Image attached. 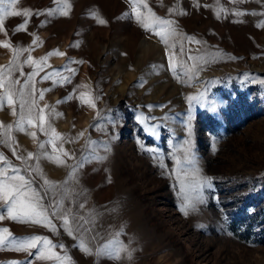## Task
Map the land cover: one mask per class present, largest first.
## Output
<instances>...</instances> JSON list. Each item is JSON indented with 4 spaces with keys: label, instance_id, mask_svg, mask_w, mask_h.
<instances>
[{
    "label": "rangeland",
    "instance_id": "1",
    "mask_svg": "<svg viewBox=\"0 0 264 264\" xmlns=\"http://www.w3.org/2000/svg\"><path fill=\"white\" fill-rule=\"evenodd\" d=\"M136 8L142 19L151 10L172 20L177 35L165 44L144 29L131 0H59V5L56 0H7L8 12L29 10L27 17L0 13V41L31 48L18 56L23 75L12 74L13 80L19 78L17 88L35 70V64L24 63L29 55L39 61L53 50L65 53L49 56L34 77L36 89L47 90L43 100L38 92L36 98L41 107L49 106L46 115L62 114L48 116L62 137L84 136L63 144L57 140V148L69 155L61 156L63 163L41 157L43 178L21 173L26 179L31 175L34 189H42L44 179L52 182L44 204L55 192L61 207L77 217L68 218L72 233L50 211L55 230L11 219L0 220V229H10L18 240L40 235L64 245L54 251L69 257L67 264H264V27L258 26L264 23V0H137ZM26 21V31H15ZM13 55V49L0 46V66H8ZM170 56L178 65L176 75ZM57 69L51 80L42 79ZM60 76H71V82ZM80 93L95 107L84 104ZM201 94L205 100L189 103V96ZM207 102H216L218 110L210 111ZM18 113V103L0 109V132L13 125L16 148L13 153L0 145V153L21 168L16 156L33 153L29 164L35 167L38 146L49 137L38 128L16 130ZM31 131L37 133L35 140ZM186 148L191 165L184 162ZM44 151L52 153L51 144ZM77 161L83 166L72 176ZM197 169L200 177L211 178V187L205 185L201 200L185 215L181 180L191 179ZM78 225L89 229L83 237ZM117 232L127 249L120 259L97 255V247ZM10 249H0V264H54L38 259L36 249Z\"/></svg>",
    "mask_w": 264,
    "mask_h": 264
},
{
    "label": "snow or ice",
    "instance_id": "2",
    "mask_svg": "<svg viewBox=\"0 0 264 264\" xmlns=\"http://www.w3.org/2000/svg\"><path fill=\"white\" fill-rule=\"evenodd\" d=\"M16 0H12V3H15ZM57 4L59 5V0H56ZM133 4V11L134 16L137 22H139L142 27L146 30H151L154 34H158L162 41L165 44L169 43V38L172 36L177 35L174 22L169 19H163L160 17L155 16L149 10L148 17L143 18L141 17V12L136 8L137 0H131ZM142 2V0H141ZM7 0H0V13H3L4 16L7 15H23L27 17L29 15V10H24L21 12H8L5 10V5ZM65 8L68 5L64 6ZM54 10H49L48 14L52 15ZM174 11V10H170ZM43 14V13H38ZM63 15H68L67 11H62ZM240 14H248V13H236ZM255 14V13H252ZM264 14V13H262ZM100 24H106L107 21L104 19L99 20ZM4 24V20L0 18V28H2ZM26 24L19 25L15 31H26ZM260 27H264V23L258 25ZM191 42L199 43L196 41L194 37H185ZM38 43V38L33 40V45ZM0 46L5 49H13L14 55L10 64L6 67L0 66V88L4 89L3 93H0V109H2L5 105L12 106L14 104H19V113H18V120L16 121V130L18 131H28L31 128H38L40 132L44 133L46 136L49 137L47 141L41 142L39 144V149L41 150L37 154H35V159L37 161L35 167L29 164V161L34 158L33 153H28L27 157H22L17 155L16 159L21 160L24 167H15L13 166L7 158L4 156L3 153H0V201L3 202V208H0V220L3 219H11L13 221L24 222V223H43L44 226L50 227L55 230V225L52 223V218L48 215L49 211L57 216L58 218L64 221V227L68 229L69 234L72 233L73 228L68 222V218L72 215L73 220H76L75 217L71 213V209H63L61 207V201L56 199L55 192L52 193L51 199L48 205L44 204L45 197L49 194L51 189L52 182L47 181L46 179L43 180V188L42 189H34V179L29 175L26 179L23 173H32L37 172L40 173L42 177V172L39 169V159L41 157L47 158L49 160H53L54 162L63 163L61 156H68L69 153L65 152L62 148H57V140H60V143L63 144L65 142H74V139H79L84 136L83 132H80L76 138H64L60 133H57L54 128H52L51 124L48 122V116H59L62 115L60 113H56L52 110L47 115L45 114V109L49 106L45 104L41 107L37 102V92L39 93V99L43 100L44 92L47 90H38L35 87L34 77L39 74L47 65L46 61L49 56L52 55H60L63 56L65 53L60 52L58 49L53 50L52 52L48 53L46 56L41 57L39 61L34 60V58L29 55L24 63L27 64H35V70L31 73L27 74L25 78L24 84L20 85L17 88V85L20 84L19 78L13 80L12 74L14 71H21L22 73V64L18 62V56L24 51H31V48L25 49H15L9 40L0 41ZM174 47V45H173ZM183 50V48H182ZM74 63H82V61H74ZM169 66L173 72V75L177 74L178 65L173 63V59L169 57ZM64 71L74 72V69H70L68 66H63ZM60 70L57 69L51 73H46L42 79L43 80H51L53 76L58 75ZM65 83H70L72 77H63L60 76ZM50 90V89H49ZM73 96L70 95L69 97L65 98L66 102L69 99H72ZM79 99L84 103L88 104L91 107H95L94 100L85 99V94L80 93ZM189 103L201 99L205 100L206 98L201 94L199 97L197 96H189L188 98ZM208 109L210 111L216 112L218 110V104L216 102H207ZM13 113H16V109L13 107ZM140 122H144V117H140ZM3 122H0L2 125ZM96 125L94 124L93 127ZM13 129V125H8L0 132V145H7L11 148L13 153L16 152V148L13 146L15 141L14 138L11 136V132ZM31 137L35 140L37 133L36 131L30 132ZM45 144H51L52 153L48 151H44ZM146 151H150V149H145ZM59 151L60 155H55L54 153ZM186 156L184 157V162H187L189 165L192 164L191 159V152L190 149H185ZM87 159V157L85 158ZM101 160L106 159L105 156L100 157ZM177 166H179L182 161L177 159L176 161ZM6 166V167H5ZM83 166V161H77L74 165H72V176L75 175L77 169ZM9 170L11 174H9ZM171 174V173H169ZM43 178V177H42ZM71 178V176H70ZM179 179V177H177ZM207 185L211 187V178H202L198 175V169L194 170L191 174V179H188L186 176L184 180H181L180 184V194L183 197L185 203L180 205V210L187 215V208L189 206L195 207V204L201 200V190ZM41 192L44 194L41 195ZM195 193V196H192L190 193ZM81 208L84 207L83 204L80 205ZM6 213V215H5ZM82 219V218H80ZM80 228H83V225H78L76 231H79ZM89 229L83 228V232H81V237H83ZM0 233L4 235H0V249L4 247L11 246L10 250L16 251H24L30 252L32 249L37 250V258L40 260H47L53 261L54 264H67L70 260L67 256H62L59 252L54 251L55 248H63L64 245H57L54 244L48 237H43L40 235H32L22 239H16L12 236L10 229L3 228L0 229ZM115 239H109L107 242L99 245L96 249L97 255H102L111 259H120L121 251H126L127 249L124 247L121 240H119L120 233H115ZM95 239V237H92ZM82 246V245H78ZM84 251L89 252L90 250L88 247L84 246ZM128 257L131 258L132 253L128 251ZM12 264H19V262H12Z\"/></svg>",
    "mask_w": 264,
    "mask_h": 264
}]
</instances>
